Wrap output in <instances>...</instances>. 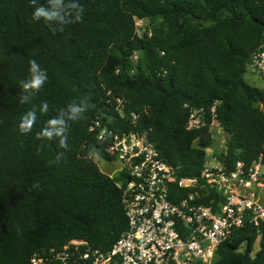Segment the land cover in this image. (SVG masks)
Listing matches in <instances>:
<instances>
[{"label":"trees","instance_id":"trees-1","mask_svg":"<svg viewBox=\"0 0 264 264\" xmlns=\"http://www.w3.org/2000/svg\"><path fill=\"white\" fill-rule=\"evenodd\" d=\"M80 4V20L53 31L33 19L29 0H0V264H29L36 252L72 240L112 248L128 218L120 177L102 172L94 155L115 160L107 151L114 134L145 135L179 176L199 178L215 141V106L227 135L224 157L218 155L226 169L264 154V88L244 79L264 42V0ZM137 20L149 22L145 32ZM31 60L49 78L21 103ZM114 97L125 101L123 115L113 108ZM73 101L87 110L68 121L67 148L58 137H38ZM43 103L47 112L40 111ZM189 107L204 110V126L188 128ZM33 109L36 122L21 133V118ZM98 120L102 126L91 131ZM103 128L111 134L100 139ZM214 264H264V223L260 236L238 231L224 242Z\"/></svg>","mask_w":264,"mask_h":264},{"label":"built area","instance_id":"built-area-1","mask_svg":"<svg viewBox=\"0 0 264 264\" xmlns=\"http://www.w3.org/2000/svg\"><path fill=\"white\" fill-rule=\"evenodd\" d=\"M142 21L137 20L136 25L145 32ZM133 60H138V53ZM248 67L264 76V42ZM113 100V108L123 115L125 101ZM211 113L212 126L222 130L215 119V106ZM204 116L203 109L189 107L188 128L204 126ZM101 126L98 120L90 129ZM106 130H101L100 139L108 135ZM221 147L222 153L225 146ZM107 151L119 163L112 177H120L117 185L122 191L127 230L108 251L72 240L62 249L36 252L29 264H214L220 246L238 231L261 235L264 154L249 166L238 161L232 170L225 168L218 153L213 154V161L206 155L200 177L190 178L179 176L161 158L155 144L136 131L114 134ZM257 250L255 245L250 256Z\"/></svg>","mask_w":264,"mask_h":264},{"label":"clouds","instance_id":"clouds-1","mask_svg":"<svg viewBox=\"0 0 264 264\" xmlns=\"http://www.w3.org/2000/svg\"><path fill=\"white\" fill-rule=\"evenodd\" d=\"M33 5V19L40 21L41 19L52 27L53 31L63 30V26L71 22V19L80 20L82 5L80 0H29ZM30 78L22 82L24 94L21 95V103H28L32 94L40 90L43 85L48 81L47 70L42 68L36 60L29 62ZM87 106L84 103H76L73 101L66 109H61L58 116L47 121V126L38 133V137H44L49 140L54 137L59 138L60 146L67 148V130L68 121H77L84 118L83 114L86 112ZM41 112L48 111V104L43 103L40 108ZM67 116V120L65 119ZM36 111H28L22 118L19 125L21 133H28L31 131L33 124L36 122Z\"/></svg>","mask_w":264,"mask_h":264},{"label":"rangeland","instance_id":"rangeland-1","mask_svg":"<svg viewBox=\"0 0 264 264\" xmlns=\"http://www.w3.org/2000/svg\"><path fill=\"white\" fill-rule=\"evenodd\" d=\"M142 24L147 25L149 24V22L147 20H144L142 21ZM244 79L252 86H255L260 89L264 88V76L256 73L249 67L247 68L244 74ZM211 130L215 141L213 142L212 146L206 149V155L208 160L213 161V154L221 153L220 152V150L222 149L221 146H224L227 135L218 127L211 126ZM94 160L98 164L101 171L111 177L115 175L114 169L119 168V163L116 160L105 161L97 155H94ZM261 194H262V202L264 203V192H262ZM258 246H259V242L256 244V249H258Z\"/></svg>","mask_w":264,"mask_h":264},{"label":"water","instance_id":"water-1","mask_svg":"<svg viewBox=\"0 0 264 264\" xmlns=\"http://www.w3.org/2000/svg\"><path fill=\"white\" fill-rule=\"evenodd\" d=\"M106 134H109V130H106ZM221 156L224 157V153H222Z\"/></svg>","mask_w":264,"mask_h":264}]
</instances>
